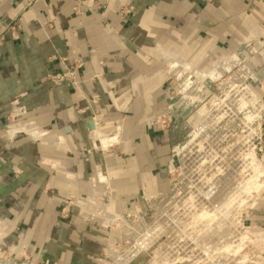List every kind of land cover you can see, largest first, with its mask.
Wrapping results in <instances>:
<instances>
[{
  "label": "crops",
  "instance_id": "obj_1",
  "mask_svg": "<svg viewBox=\"0 0 264 264\" xmlns=\"http://www.w3.org/2000/svg\"><path fill=\"white\" fill-rule=\"evenodd\" d=\"M84 1H104L105 7L76 14L73 0H39L21 16L18 33L6 34L0 45V225L5 231L0 236L10 230L18 243L36 245L38 256L54 254L57 260L67 251L46 240L60 238L62 229L46 223L58 219V196L84 194L86 177L103 159L82 150L93 136L86 126L89 113L79 110L104 111L102 127L124 119L128 158L104 159L113 187L124 194L145 182L154 190L169 137L167 130L146 123L164 106L166 80L152 68L158 49L179 50L183 60L199 63L221 57L248 37L264 39V0ZM24 4L0 0V27ZM123 6L133 12H121ZM72 60L79 61L74 84L48 78ZM259 77L264 87V68ZM61 160L63 168L49 163ZM14 168L20 176H13ZM261 196L256 220L264 236V192Z\"/></svg>",
  "mask_w": 264,
  "mask_h": 264
},
{
  "label": "rangeland",
  "instance_id": "obj_2",
  "mask_svg": "<svg viewBox=\"0 0 264 264\" xmlns=\"http://www.w3.org/2000/svg\"><path fill=\"white\" fill-rule=\"evenodd\" d=\"M37 1L25 0L17 17L0 27V45L6 34L18 33L21 16ZM104 7V1L73 0L71 10L80 14ZM120 11L129 14L133 9L123 6ZM160 48L152 68L166 80L164 106L146 120L148 126L167 130L169 135L156 188L149 190L145 182H138V188L122 194L113 187L104 159L115 156L127 160L130 137H125L124 119L102 127L104 111L80 109L89 113L88 123L93 122L91 129L86 125L93 136L87 138L93 141L82 150L103 159L86 177V192L61 193L58 219L46 223L62 229L60 238L48 235L46 242L57 243V250L65 248L66 258L38 256L36 245L18 243L16 233L10 236L9 230L0 236V264H197L202 259L218 260L217 264L264 263V236L256 220L264 192V87L259 77L264 68V39L248 37L221 57L199 63L183 60L179 50ZM78 65L77 60L69 61L61 72L48 78L74 84ZM7 118L9 122V114ZM236 147L242 156L234 168L245 182L237 204L223 215L222 224L203 226L202 220H190L188 211L196 208L191 202L209 194L217 176L213 170L231 164L239 149ZM49 163L64 167L63 160ZM12 174L18 177L21 170L14 168Z\"/></svg>",
  "mask_w": 264,
  "mask_h": 264
},
{
  "label": "bare ground",
  "instance_id": "obj_3",
  "mask_svg": "<svg viewBox=\"0 0 264 264\" xmlns=\"http://www.w3.org/2000/svg\"><path fill=\"white\" fill-rule=\"evenodd\" d=\"M244 135V134H243ZM242 135V136H243ZM240 136V137H242ZM241 139V138H240ZM247 139V138H246ZM107 141V140H106ZM241 141V140H240ZM103 142V141H102ZM243 142V141H241ZM105 143V142H104ZM240 143V142H238ZM199 144V143H198ZM185 145V144H183ZM181 146V144H180ZM197 146V145H196ZM193 147V146H192ZM191 147V148H192ZM241 147V144L240 146ZM238 147V148H239ZM237 148V147H236ZM237 148V149H238ZM193 149V148H192ZM204 153V152H203ZM192 154V153H191ZM202 154V153H201ZM244 154V152H243ZM203 156V155H202ZM242 156V151L240 148L237 150L235 156L232 158L234 161H232L231 164L228 166H216L215 170L213 172L217 173V176H214L215 179L211 182V191L209 194L205 193V196L202 198L193 199L191 202V206L196 203V208L193 211V209L189 212L188 216L193 218V220H202L203 226H206L207 224L213 223V222H219L222 224L224 222V218L222 219L223 215L229 211V209L234 205L237 204V201L239 199L240 193L243 191V188L245 186L244 177L239 174L240 171H237L236 164L240 162V158ZM207 157V155H206ZM205 158V157H204ZM207 163V162H206ZM196 167V166H195ZM218 167V168H217ZM223 167V168H222ZM205 168V167H203ZM210 171V170H209ZM197 172V171H196ZM192 173V172H191ZM200 178V177H199ZM194 179V178H193ZM195 181V180H194ZM204 182V181H202ZM201 184V183H200ZM204 186V185H203ZM205 189V188H203ZM196 192V191H195ZM244 192V191H243ZM199 195V193H198ZM192 196V195H191ZM195 201V202H194ZM199 203V204H198ZM184 204V203H183ZM198 204V205H197ZM233 210V208H231ZM186 214V213H185ZM195 214V216L192 217V215ZM188 216L185 218L189 219ZM226 221V220H225ZM200 222V221H199ZM199 224V223H198ZM214 224V223H213ZM176 226V225H175ZM182 227V225H181ZM175 228V227H174ZM186 230V229H185ZM189 230V229H188ZM187 230V231H188ZM195 230V227H194ZM181 231V230H180ZM173 232V230H172ZM192 232V231H191ZM193 233V232H192ZM180 234V233H179ZM184 235V234H183ZM177 236V235H176ZM173 240V239H172ZM227 241V240H226ZM183 242V241H182ZM185 242V240H184ZM177 243V242H176ZM185 244V243H184ZM169 246V245H168ZM176 246V245H175ZM176 248V247H175ZM182 248V247H181ZM227 249V248H226ZM232 249V248H231ZM228 250V249H227ZM220 251L219 253H221ZM228 252V251H227ZM200 259V258H199ZM221 260V259H220ZM219 260V261H220ZM202 262V263H201ZM212 264H217L218 260L216 262L210 261ZM210 262H205L202 260L196 261L197 264H210Z\"/></svg>",
  "mask_w": 264,
  "mask_h": 264
},
{
  "label": "water",
  "instance_id": "obj_4",
  "mask_svg": "<svg viewBox=\"0 0 264 264\" xmlns=\"http://www.w3.org/2000/svg\"><path fill=\"white\" fill-rule=\"evenodd\" d=\"M93 127V122L88 123V128L91 129Z\"/></svg>",
  "mask_w": 264,
  "mask_h": 264
},
{
  "label": "built area",
  "instance_id": "obj_5",
  "mask_svg": "<svg viewBox=\"0 0 264 264\" xmlns=\"http://www.w3.org/2000/svg\"><path fill=\"white\" fill-rule=\"evenodd\" d=\"M68 71H69V70H68ZM68 71H67V72H68ZM69 73H70V72H69ZM69 73H68V74H69ZM68 74H63V76H62V77L66 76V75H68Z\"/></svg>",
  "mask_w": 264,
  "mask_h": 264
}]
</instances>
